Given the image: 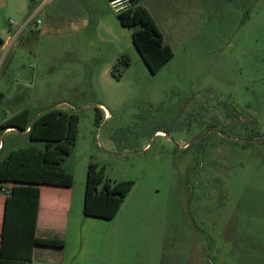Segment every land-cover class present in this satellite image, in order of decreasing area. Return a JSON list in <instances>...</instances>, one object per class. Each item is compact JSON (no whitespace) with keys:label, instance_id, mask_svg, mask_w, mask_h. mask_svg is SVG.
<instances>
[{"label":"rangeland","instance_id":"rangeland-1","mask_svg":"<svg viewBox=\"0 0 264 264\" xmlns=\"http://www.w3.org/2000/svg\"><path fill=\"white\" fill-rule=\"evenodd\" d=\"M72 2L0 9V158L28 139L5 121L64 109L80 116L75 192L91 162L135 182L113 220L88 219L73 264H264V0H140L174 53L157 74L108 0Z\"/></svg>","mask_w":264,"mask_h":264},{"label":"trees","instance_id":"trees-1","mask_svg":"<svg viewBox=\"0 0 264 264\" xmlns=\"http://www.w3.org/2000/svg\"><path fill=\"white\" fill-rule=\"evenodd\" d=\"M130 1V8L118 14V19L122 26L133 29L135 48L150 72L157 74L173 58V50L164 42L163 34L149 10L140 4V0ZM130 65V57L121 56L114 66L113 75L121 78ZM100 112L98 109L97 121L101 119ZM79 123L77 113L58 108L32 121L31 110L26 108L1 125L3 131L16 129L27 132L28 143L31 144L28 148L12 152L7 161H0L4 167V181L11 184L1 257L8 262L3 264H26L32 259L41 186L71 188L74 185L75 176L63 167V163L72 153L79 134ZM15 164L20 167H14ZM134 185L132 180L110 181L104 170L91 162L84 195L85 216L113 220ZM14 232L18 235H13ZM25 232L29 236L24 235ZM12 239L18 240V243L12 245Z\"/></svg>","mask_w":264,"mask_h":264},{"label":"crops","instance_id":"crops-1","mask_svg":"<svg viewBox=\"0 0 264 264\" xmlns=\"http://www.w3.org/2000/svg\"><path fill=\"white\" fill-rule=\"evenodd\" d=\"M72 1L74 6L75 0ZM7 2L8 0H0V9L3 5H7ZM77 21L79 22V30H87L92 24L91 19L87 17H81L77 19ZM25 25L26 24L23 25L21 31H24L27 26H29ZM103 29H105V23L98 21L95 28V34H99ZM0 43L2 44L1 48H4L5 46L8 48L9 46V41L5 43L0 41ZM108 116L109 114L106 113L105 117ZM16 132L19 131L16 129H8L4 131L5 134ZM24 134L27 136V132ZM27 140L28 139H25L22 143L13 145L7 151L5 157L0 158V161H7L12 152L30 147L31 144L28 143ZM4 149L5 146L1 148L0 153H2ZM9 195L10 193H6L0 196V264L8 262L5 259H1V257L7 211V198ZM84 195L85 193L82 196H79V194L75 192V183L71 188L41 186L34 229L36 243L33 247L32 259L26 264H73L75 257L71 256V250L76 248L78 253L81 252L87 237L86 227L89 223L88 219H95L87 217L84 214ZM13 235L18 234L17 232H14ZM24 235L29 236L28 232H25ZM17 241L18 240L15 241L12 239L10 243L13 245V243H16ZM16 256L18 257L19 255L16 254Z\"/></svg>","mask_w":264,"mask_h":264},{"label":"built area","instance_id":"built-area-1","mask_svg":"<svg viewBox=\"0 0 264 264\" xmlns=\"http://www.w3.org/2000/svg\"><path fill=\"white\" fill-rule=\"evenodd\" d=\"M32 1H40L41 3H48L50 0H32ZM108 2H109L111 9L113 10V12H115L117 15L125 12L131 6L130 0H109ZM37 24H40V21H38ZM26 25H28V23ZM11 40L12 39H10V41ZM1 191L6 193L7 189L1 188ZM9 193H10V191H9Z\"/></svg>","mask_w":264,"mask_h":264},{"label":"water","instance_id":"water-1","mask_svg":"<svg viewBox=\"0 0 264 264\" xmlns=\"http://www.w3.org/2000/svg\"><path fill=\"white\" fill-rule=\"evenodd\" d=\"M2 47V44L0 43V48Z\"/></svg>","mask_w":264,"mask_h":264}]
</instances>
